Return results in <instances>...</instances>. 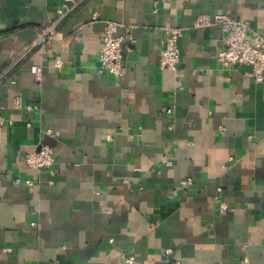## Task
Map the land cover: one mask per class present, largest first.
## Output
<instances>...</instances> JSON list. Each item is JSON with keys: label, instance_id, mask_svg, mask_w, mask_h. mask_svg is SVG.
<instances>
[{"label": "crops", "instance_id": "obj_1", "mask_svg": "<svg viewBox=\"0 0 264 264\" xmlns=\"http://www.w3.org/2000/svg\"><path fill=\"white\" fill-rule=\"evenodd\" d=\"M62 1L0 0V264H264V74L222 66V29L194 25L245 19L253 43L264 0H70L57 17ZM106 19L134 39L120 78L98 72ZM43 144L53 164L28 166Z\"/></svg>", "mask_w": 264, "mask_h": 264}, {"label": "built area", "instance_id": "obj_2", "mask_svg": "<svg viewBox=\"0 0 264 264\" xmlns=\"http://www.w3.org/2000/svg\"><path fill=\"white\" fill-rule=\"evenodd\" d=\"M70 0H63L57 9V17H60L67 8ZM94 18H96L94 16ZM99 52L98 72L109 73L115 77L123 75V50L126 40L134 43V39L125 30L118 31L121 23L106 19ZM197 27L218 25L223 31L222 46L218 51L217 60L224 67H231L240 64H247L251 67V75L255 80L263 79L264 74V39L259 38L251 43L246 35L249 30V22L243 19H236L225 13L200 14L194 20ZM165 37L160 47V66L162 68L176 69L179 62L178 39L182 35V30L177 26H167L164 28ZM56 63L61 65V60L56 59ZM31 72L40 77L41 67L33 65ZM16 106L22 105L19 97L14 98ZM26 109H31L32 105H26ZM25 162L28 166L38 170L49 169L54 162V149L52 146L43 144L37 149L27 153ZM31 184V181H27ZM225 208V207H224ZM166 252H171L166 249ZM119 264H137L135 255L122 253L118 258Z\"/></svg>", "mask_w": 264, "mask_h": 264}, {"label": "water", "instance_id": "obj_3", "mask_svg": "<svg viewBox=\"0 0 264 264\" xmlns=\"http://www.w3.org/2000/svg\"><path fill=\"white\" fill-rule=\"evenodd\" d=\"M45 142V141H44Z\"/></svg>", "mask_w": 264, "mask_h": 264}]
</instances>
